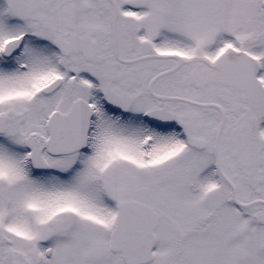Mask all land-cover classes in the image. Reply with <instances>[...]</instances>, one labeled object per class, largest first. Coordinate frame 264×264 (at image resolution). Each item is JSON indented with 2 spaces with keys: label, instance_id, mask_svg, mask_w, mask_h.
<instances>
[{
  "label": "snow or ice",
  "instance_id": "6c2138e0",
  "mask_svg": "<svg viewBox=\"0 0 264 264\" xmlns=\"http://www.w3.org/2000/svg\"><path fill=\"white\" fill-rule=\"evenodd\" d=\"M0 264H264V0H0Z\"/></svg>",
  "mask_w": 264,
  "mask_h": 264
}]
</instances>
